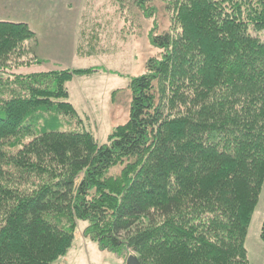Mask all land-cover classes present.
<instances>
[{"label": "trees", "instance_id": "trees-1", "mask_svg": "<svg viewBox=\"0 0 264 264\" xmlns=\"http://www.w3.org/2000/svg\"><path fill=\"white\" fill-rule=\"evenodd\" d=\"M105 4L83 9L77 55L107 51L123 3ZM170 6L173 27L150 36L160 58L130 81L128 120L104 144L67 100V80L93 69H40L31 51L0 76V264H56L79 219L101 249L140 264H249L264 181V0ZM32 40L26 23L0 20V68Z\"/></svg>", "mask_w": 264, "mask_h": 264}, {"label": "rangeland", "instance_id": "rangeland-1", "mask_svg": "<svg viewBox=\"0 0 264 264\" xmlns=\"http://www.w3.org/2000/svg\"><path fill=\"white\" fill-rule=\"evenodd\" d=\"M108 1L0 0V20L26 23L35 33V40L29 42L28 53L22 57L9 55L8 63L0 68V76L5 79L12 68L22 67L21 61L30 60L32 54L46 61L40 69H93L88 73H74L66 86L67 100L81 118V126L93 134L98 144L106 143L113 128L128 120L130 81L145 73L149 58H160L159 50L151 43L150 36L173 27L170 6L173 0H140L146 11L138 6V0H122L121 6L115 5L116 13L120 16L115 17L112 24L116 23L117 27L105 35L110 41L107 42V51L75 56V35L82 24L79 25L73 17L78 18L77 11H81L82 5L87 12L92 4L102 6ZM107 11L112 15L114 13L112 7ZM49 32L56 34L47 39ZM261 35L264 37V30L260 31ZM37 38L38 42L34 45ZM124 165L125 162L114 165L109 173L119 174ZM263 217L264 181L244 239L249 264H264V238L261 236ZM87 226L88 221L77 220L72 245L56 264H124L125 258L101 249L95 240L83 234Z\"/></svg>", "mask_w": 264, "mask_h": 264}, {"label": "crops", "instance_id": "crops-1", "mask_svg": "<svg viewBox=\"0 0 264 264\" xmlns=\"http://www.w3.org/2000/svg\"><path fill=\"white\" fill-rule=\"evenodd\" d=\"M80 1V0H79ZM85 5H86V3H85ZM86 8H87V6H86ZM82 12H83V5H82V8H81V11H79V9H78V11H77V16H78V18H76V16H74L73 17V19H76L77 20V23L80 25V24H82L81 23V17L83 16L82 15ZM73 14V13H72ZM66 21V20H65ZM63 22V21H62ZM79 33H80V30H79V32H78V34H76L75 35V47H74V54H75V56H77V53H76V51H75V49H76V45H77V41H78V38H79ZM48 35H47V39H49L52 35H55L56 33H54V32H49V33H47ZM38 42V38L36 39V42L34 43V45L36 44ZM34 45H32V46H34ZM39 59V58H38ZM41 60V59H40ZM43 61V60H42ZM44 62H46V61H44ZM117 256V255H116ZM123 262H124V260H123Z\"/></svg>", "mask_w": 264, "mask_h": 264}, {"label": "water", "instance_id": "water-1", "mask_svg": "<svg viewBox=\"0 0 264 264\" xmlns=\"http://www.w3.org/2000/svg\"><path fill=\"white\" fill-rule=\"evenodd\" d=\"M124 264H140V263L137 256L134 253L130 252L127 254Z\"/></svg>", "mask_w": 264, "mask_h": 264}]
</instances>
